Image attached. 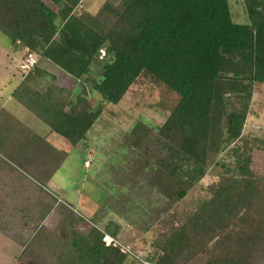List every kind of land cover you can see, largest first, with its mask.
I'll list each match as a JSON object with an SVG mask.
<instances>
[{
	"label": "trees",
	"instance_id": "trees-1",
	"mask_svg": "<svg viewBox=\"0 0 264 264\" xmlns=\"http://www.w3.org/2000/svg\"><path fill=\"white\" fill-rule=\"evenodd\" d=\"M51 1L56 8L44 0H0V30L13 43L18 41L56 64L73 82L72 88L56 83L50 71L38 64L26 76L30 78L32 72L40 71L38 95L57 108L62 117L54 130L69 139L72 146L77 145L81 137H88L85 133L107 104L149 96L137 93L133 87L140 82V76L152 79L160 85L162 98L153 103L165 114L153 127L159 143L167 149L168 170L173 174L170 181L184 185L176 192V200L186 194V187L201 178L214 156L229 149L234 157L231 167H227L233 177L218 185L192 217L204 229L203 244L215 237V245L222 246L223 252L210 259L214 258L212 264H264V179L243 174L244 156L237 143L246 142L242 132L251 85L264 84V0H240L245 21L232 18L229 0H121L120 9L106 1L102 11L118 20L112 25L104 21L107 13L100 15L101 9L77 13L80 0ZM41 23H46L45 27ZM92 65L99 67L100 72ZM232 96L245 100L240 109L233 106ZM71 114L80 117L72 121ZM130 128L133 143L128 144L127 140L115 149V153L120 150L123 160L126 155L134 158L133 145L153 130L140 120ZM26 131L23 138L19 137L21 144L13 145L4 130L0 147L24 161V166L32 165L35 175L50 171L51 177L59 165L55 162L60 163L69 150L56 148L38 132ZM45 153L52 158L49 170L48 165L43 166ZM220 163L223 166L224 162ZM1 169L4 166L0 161ZM163 180L161 174L158 182ZM46 195L42 211L15 205L9 223L3 221L0 225L4 235L23 246L17 256L20 263L46 264L47 256L41 246L46 239L42 244L37 239L57 232L41 222L57 205L54 196ZM0 212L3 214L4 210L1 208ZM81 217L77 215L70 222L73 225ZM244 218L248 220L241 221L242 230L233 231L226 239L217 232L215 223L219 219L223 230ZM119 227L109 220L104 228L116 237ZM187 236V232L180 231L169 237L163 247L179 250ZM100 239L89 238L83 245L72 239V253L81 252L74 264H98L107 250L119 248L114 242L104 244ZM50 246L48 251L54 252L59 245ZM118 250L121 257L126 254Z\"/></svg>",
	"mask_w": 264,
	"mask_h": 264
},
{
	"label": "rangeland",
	"instance_id": "rangeland-1",
	"mask_svg": "<svg viewBox=\"0 0 264 264\" xmlns=\"http://www.w3.org/2000/svg\"><path fill=\"white\" fill-rule=\"evenodd\" d=\"M44 1L53 8L57 7L51 0ZM106 1L119 7L121 0H80L75 11L80 14L85 9L94 13L101 9V12ZM229 4L234 20L247 19L240 0H229ZM104 13H107L108 17L104 21L107 20L108 25L118 21L109 12L102 11L100 15L103 16ZM41 24L45 27L46 23ZM9 42L10 37L0 30V135L5 130L7 138L12 139L11 144L20 145L19 137L23 138L26 130L38 132L39 128L44 138L56 148L69 150V153L60 163L55 162L59 165L50 177V171L44 174L40 171L35 175L32 165L24 166V161L17 160L0 147V161L4 166L0 170V209L4 210L3 214L0 212V225H3V221H7L4 224L9 223V215L15 213L11 212L15 205L26 206L30 210L37 207L41 210L47 203L46 194H49L56 198L57 205L41 222L57 232H49L47 237L43 235L45 237L37 239L40 244L46 239L41 245L47 256L46 264L77 263L81 252L72 253L75 246L72 247V239L80 245L89 238L99 241L100 235L106 234L104 227L109 220L119 224L118 233L116 237H112V242L126 254L121 257L118 255L119 248L118 251L109 249L99 258L98 264H212L214 258L210 259L223 252L222 246L215 245V237H209V241L203 244L201 238L204 229L199 223L195 224L192 217L198 205L208 200L218 185L233 177L227 170L234 162L230 150L214 156L201 178L188 186L189 188L185 186L186 194L176 200V192L184 185L177 180L170 181L173 174L168 170L167 149L159 143L153 127L165 115L153 103L161 96L160 85L150 78L140 76V82L134 84L133 88L137 93H146L149 96L140 100L125 98L117 104H107L85 133L88 137H81L77 145L72 146L69 139L54 130L62 119L58 115V109L38 95L40 71L32 72L30 78L26 76L32 71V66L38 64L50 71L49 75L54 77L56 83L72 88L73 82L60 72L56 64L44 60L34 50L24 47L23 53L16 60V54L10 53L9 47L8 51L4 50ZM103 53L104 49H101L100 54ZM92 68L100 72L99 67L92 65ZM251 90L242 132L246 142L237 143L244 156L243 174L264 179V84L253 82ZM90 100L93 103L94 98ZM231 101L236 109H240L245 100L232 96ZM231 108L232 106L228 107ZM69 117L72 121H77L80 116L71 114ZM137 120L144 121L153 130L141 137L138 145H133V149H136L134 158L126 155L123 160L118 154L120 150L115 153V149L127 140L128 144L133 143L130 127ZM12 133L17 136H11ZM50 153L43 156V166L48 165V170L49 163L52 162ZM214 161H218L219 165L214 164ZM220 162H224L223 166ZM161 174L164 180L159 183ZM236 176L234 174V178ZM77 215L82 217L72 225L70 221ZM219 220L215 227L218 226L217 232L226 239L233 231H241V221L246 222L248 219H237L236 225L223 230L220 229ZM180 231L189 235L180 249H165L163 245L167 244L169 237L179 234ZM27 237L28 234L25 238ZM49 244L63 247L58 246L56 251L50 252L48 250L52 246ZM22 248L20 243L0 231V264H24L17 260Z\"/></svg>",
	"mask_w": 264,
	"mask_h": 264
},
{
	"label": "crops",
	"instance_id": "crops-1",
	"mask_svg": "<svg viewBox=\"0 0 264 264\" xmlns=\"http://www.w3.org/2000/svg\"><path fill=\"white\" fill-rule=\"evenodd\" d=\"M8 46L6 47V46H4V50H7L8 51V47H9V52L10 53H15L16 54V56H17V58H16V60L18 59V57H19V55L21 54V53H23V51H24V46L20 43V42H18V41H16V42H12L11 41V39H10V42H9V44H7ZM44 60H46V59H44ZM45 65V64H44ZM45 69H47L46 67H44ZM57 68V67H56ZM59 70H60V68H58ZM60 72H62L61 70H60ZM63 73V72H62ZM66 77H68V78H70L68 75H66V74H64ZM35 131V130H34ZM35 132H37V131H35ZM38 132L40 133V134H43L42 132H41V129H39L38 128ZM50 135H54V134H52V133H49ZM107 235H109V234H107ZM111 236V235H110Z\"/></svg>",
	"mask_w": 264,
	"mask_h": 264
},
{
	"label": "built area",
	"instance_id": "built-area-1",
	"mask_svg": "<svg viewBox=\"0 0 264 264\" xmlns=\"http://www.w3.org/2000/svg\"><path fill=\"white\" fill-rule=\"evenodd\" d=\"M103 241H105L106 244L111 243L112 241H114V239L112 238V236L104 234L103 235Z\"/></svg>",
	"mask_w": 264,
	"mask_h": 264
},
{
	"label": "clouds",
	"instance_id": "clouds-1",
	"mask_svg": "<svg viewBox=\"0 0 264 264\" xmlns=\"http://www.w3.org/2000/svg\"><path fill=\"white\" fill-rule=\"evenodd\" d=\"M107 234V233H106Z\"/></svg>",
	"mask_w": 264,
	"mask_h": 264
}]
</instances>
